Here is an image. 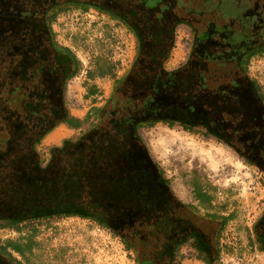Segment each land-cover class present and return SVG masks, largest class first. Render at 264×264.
Wrapping results in <instances>:
<instances>
[{
  "label": "trees",
  "instance_id": "16d2710c",
  "mask_svg": "<svg viewBox=\"0 0 264 264\" xmlns=\"http://www.w3.org/2000/svg\"><path fill=\"white\" fill-rule=\"evenodd\" d=\"M161 2L32 0L28 5L32 15L29 19L33 22L31 26L35 28V22L42 24L36 32L43 33L49 55L54 59L58 55L62 58L53 62L63 77L75 75L79 63L67 47L54 40L50 22L54 9L67 3L104 11L128 27L135 35L137 45L132 69L142 66L152 71L145 72L148 75L140 83L141 87L136 88L134 95L140 97L138 101L133 95L119 99L117 95L122 93L128 77L117 80L108 106L93 107L88 111L84 121L87 124L82 129L83 121L70 115L63 101V104L45 110L43 107L47 100L42 97L44 92L40 89L23 83L10 86L6 93L11 96L9 100L14 101L20 121L19 124L14 123L13 131L10 129L7 133L0 129L3 131L0 134V153L8 147L12 153L9 159L8 155L5 158L7 161L0 159L1 226L52 216H77L91 219L116 233L135 253L136 264H179L182 246L192 247L206 264H216L221 221L215 216L200 214L192 204L180 200L143 139L145 125L161 122L189 131L201 127L206 129L203 132L206 138L228 146L226 141L208 129L211 122L206 119L207 111L200 98L203 73H190L186 80L192 86L184 84L179 92L173 86L178 81L176 75L162 74V65L170 54L174 30L179 23L167 21L165 11L169 9L171 0L165 4ZM201 41L202 37L196 32L194 51L205 52ZM262 51L248 52L246 60ZM4 61L7 68L1 73L2 79L9 81L8 57ZM242 73L256 85L246 67ZM167 88L178 96L168 97L165 102L160 93ZM59 94L62 95L61 90ZM256 94L264 103L258 87ZM46 111L48 117L45 118ZM91 118L95 121L88 120ZM101 123H107L108 129L104 124L99 127ZM59 124L80 130L74 137L63 139L60 145L51 146L48 159L41 160L37 144ZM206 219L210 223H219L213 242L198 228L200 220ZM257 222L254 226L256 243L264 249ZM12 250L21 253L18 246H13ZM0 254L6 262L20 264L6 247H0Z\"/></svg>",
  "mask_w": 264,
  "mask_h": 264
},
{
  "label": "rangeland",
  "instance_id": "374dc122",
  "mask_svg": "<svg viewBox=\"0 0 264 264\" xmlns=\"http://www.w3.org/2000/svg\"><path fill=\"white\" fill-rule=\"evenodd\" d=\"M168 8L165 11L167 21L179 24L174 30L170 54L162 65V74L176 75L178 81L174 87L178 92L184 84L190 85L186 78L190 73H199L200 65L208 63L213 68L205 52L193 50L196 32L204 40L216 41L219 35L225 38L229 28L246 30L250 22L256 21L252 14L260 13L259 18H264V0H171ZM50 27L54 40L67 47L79 63L78 72L66 81L63 97L69 114L83 121L80 129L87 124L84 121L88 111L93 107L108 106L117 80L128 77L122 93L117 95L119 99L132 95L137 101L140 99L134 95L137 82L148 75L145 72L152 70L142 66L132 69L137 45L135 35L128 27L104 11L84 8L76 3L57 6ZM246 68L264 99V51L248 59ZM1 73L2 70L0 129L8 133L7 130H15L13 125L19 124L20 118L16 115L14 101L12 103L11 96L6 93L14 83L2 80ZM161 96L166 102L168 97L178 94L166 89ZM88 120L95 121L93 118ZM102 124L108 129L107 123H101L99 127ZM163 128L175 136L167 146L158 150L154 147L156 144L149 143V138ZM59 129L64 133L51 139ZM80 129L59 124L50 130L37 144L40 159L47 160L51 146L74 137ZM142 130L143 139L170 181L172 191L199 212L221 221L216 264H264V249L258 247L254 234L256 221L264 214V167L250 163L217 140L206 138L201 127L189 131L158 122L145 125ZM3 131L0 130V134ZM179 141L220 150L224 163L220 171L214 172L209 160L189 154ZM10 152L11 147L6 148L0 153L5 156L0 159L7 161L5 158L7 155L8 159L11 157ZM174 186L183 188L185 195L180 190L175 191ZM1 225L0 247H6L20 264H136L135 253L116 233L91 219L52 216ZM13 246H18L21 253L12 250ZM180 253L179 264H203L185 246L180 248Z\"/></svg>",
  "mask_w": 264,
  "mask_h": 264
},
{
  "label": "flooded vegetation",
  "instance_id": "af4514ba",
  "mask_svg": "<svg viewBox=\"0 0 264 264\" xmlns=\"http://www.w3.org/2000/svg\"><path fill=\"white\" fill-rule=\"evenodd\" d=\"M31 2L32 0H0V71H5L7 68L4 60L8 57L10 81L36 87L44 92L42 97L47 101L43 109L48 110L50 106L55 108L63 104L66 81L74 75L65 78L62 72L55 68L53 60L59 61L62 58H58V55L54 59L53 55H49L43 33L36 32L42 28V24L35 22L36 27L31 26L33 22L29 19H32V15L27 9ZM252 16L256 21L250 22L246 30L237 31L228 27L230 32L225 38L219 35L216 41L202 39L205 56L212 60L213 68L208 63L204 66L200 65L199 71L204 77L200 98L207 111L206 119H210L211 122L208 126L210 133L226 141L228 147L250 163L264 167V103L259 101L256 94L257 85L250 83L242 73L248 61L245 57L247 53L264 49V18H259L260 13ZM214 54L217 57H214ZM142 82L144 81L137 82V88L141 87L139 85ZM60 90L62 95L59 94ZM60 109H57V114ZM46 117L48 111L45 113ZM210 224L212 226L209 228ZM263 225L264 214L257 222L262 243H264ZM217 226H219L218 222L210 223L208 219L200 220L198 223L200 231H203L206 238L212 242ZM185 247L206 264L197 257L192 247ZM0 261V264H11L6 262L3 256L0 257Z\"/></svg>",
  "mask_w": 264,
  "mask_h": 264
},
{
  "label": "bare ground",
  "instance_id": "6f19581e",
  "mask_svg": "<svg viewBox=\"0 0 264 264\" xmlns=\"http://www.w3.org/2000/svg\"><path fill=\"white\" fill-rule=\"evenodd\" d=\"M168 130H165L164 128L160 129L159 131L155 130L156 133L154 135H152L151 138H149V143L156 144L157 147L156 146H154V147L158 150L159 149L161 150L163 147L167 146L168 142L170 143L171 138L175 136V134L169 132ZM63 133H64V130L59 129L50 138L51 139H55L56 137L58 138ZM179 144L182 148H184L186 151H188L189 154L198 156L201 159L209 160V164L213 168L214 172H219L220 167L224 164L222 161V155L223 154L220 150L206 149L207 147L204 148V146L193 145V144L187 143L185 141H179ZM195 144H196V142H195ZM174 188L178 191L180 190L181 192L184 191L183 188H179L178 186H174Z\"/></svg>",
  "mask_w": 264,
  "mask_h": 264
},
{
  "label": "crops",
  "instance_id": "0c3cea01",
  "mask_svg": "<svg viewBox=\"0 0 264 264\" xmlns=\"http://www.w3.org/2000/svg\"><path fill=\"white\" fill-rule=\"evenodd\" d=\"M175 191H177V190L175 189ZM180 192H181V191H180ZM181 194H184V195H185V191H182Z\"/></svg>",
  "mask_w": 264,
  "mask_h": 264
}]
</instances>
